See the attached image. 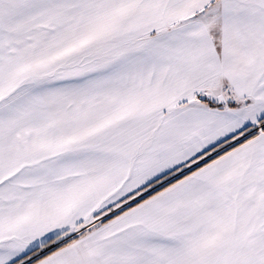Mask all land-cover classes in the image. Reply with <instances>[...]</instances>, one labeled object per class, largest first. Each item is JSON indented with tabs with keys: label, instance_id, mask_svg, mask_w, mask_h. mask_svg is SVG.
I'll return each mask as SVG.
<instances>
[{
	"label": "snow or ice",
	"instance_id": "1",
	"mask_svg": "<svg viewBox=\"0 0 264 264\" xmlns=\"http://www.w3.org/2000/svg\"><path fill=\"white\" fill-rule=\"evenodd\" d=\"M0 264H264V0H0Z\"/></svg>",
	"mask_w": 264,
	"mask_h": 264
}]
</instances>
